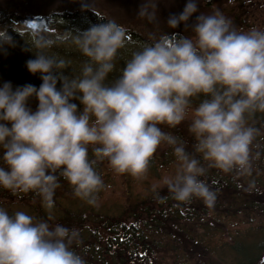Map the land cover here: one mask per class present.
<instances>
[{
	"label": "clouds",
	"instance_id": "obj_1",
	"mask_svg": "<svg viewBox=\"0 0 264 264\" xmlns=\"http://www.w3.org/2000/svg\"><path fill=\"white\" fill-rule=\"evenodd\" d=\"M156 7L142 4L138 15L154 22ZM198 11L197 0H187L167 25L175 29L184 24L193 35L152 37L133 52L111 84L105 81L118 51L129 42L123 26L107 20L53 40L49 29L36 27L35 20L25 22L40 49L26 65L29 72L41 74L42 84L38 89L26 84L13 90L11 82L0 87V148L6 166H0V186L33 192L51 209L63 178L76 197L98 206L99 194L111 187L97 171L98 163L107 160L115 173L143 180L157 149L167 144L179 164L162 183L177 201L199 198L213 207L216 193L200 179L205 167L179 137L159 125L175 128L191 114L188 130L195 151L209 166L250 173L253 141L260 132L248 125L247 117L264 112V30L240 31L219 10L196 15L189 25ZM69 38L89 58L79 77L65 76L68 62L44 52ZM5 44L14 46L6 29L0 31V48ZM33 96L39 102L35 112L27 106ZM199 96L205 99L193 109L192 98ZM72 100L80 101L82 112ZM157 187L153 184L152 190ZM76 236L63 225L52 226L24 211L10 215L0 207V264H87L71 247Z\"/></svg>",
	"mask_w": 264,
	"mask_h": 264
},
{
	"label": "rangeland",
	"instance_id": "obj_2",
	"mask_svg": "<svg viewBox=\"0 0 264 264\" xmlns=\"http://www.w3.org/2000/svg\"><path fill=\"white\" fill-rule=\"evenodd\" d=\"M186 3L187 0H0V31L6 29L14 42V46L5 44L0 48V87L5 82H11L13 90L26 84L38 89L42 84L41 74L29 72L26 65L40 51L33 45V35L28 30L27 21L35 20L36 27L49 29V38L53 40L65 34L75 36V30L83 31L98 24L93 21L99 19L95 13L105 18L100 23L114 20L123 26L129 42L118 51L115 68L105 81L111 84L121 75L133 52L140 51L145 43H151L152 37L159 38L162 34L171 33L193 35L184 24L175 29L167 25L169 16L181 13ZM197 3L199 11L190 18L189 25L194 23L196 15L212 14L219 10L240 31L252 27L264 30V0H197ZM82 4L89 7L83 8ZM142 4L157 6L154 22L138 15ZM78 12L88 13L93 20L82 16L73 21L69 19ZM59 17L64 18L65 22L58 21ZM44 52L66 60L68 67L64 75L69 77L81 76L84 64L89 61L71 38L66 42L57 41ZM60 87L61 82L58 81L57 88ZM203 99L204 96L192 98V108L197 107ZM71 102L77 104L78 111H83L79 100ZM38 103L33 96L29 98L27 106L35 112ZM190 123L191 114L175 128L164 124L159 127L179 137L185 150L200 160L206 169L200 179L205 182L231 181L233 185L254 193V202L241 204L239 193L242 191L235 187V190H230V195L219 188L212 190L216 193L217 204L211 208L199 198H193L188 203L175 200L162 181L165 176L176 174L179 161L173 147L162 144L154 154L147 178L143 180L126 173H115L107 160L98 163L97 171L105 184L111 186L99 194L98 206L89 205L76 197L73 187L61 179V186L54 196L55 205L51 209L44 205L41 197L34 198L33 192H10L2 186L0 207L10 215L24 211L36 220H47L52 226L60 224L74 230L77 236L71 241V247L87 264H264V112L258 111L247 117L248 125L260 132L252 146L253 175L236 171L225 173L210 167V162L195 151L196 140L188 130ZM256 153H259L258 157ZM2 156L3 149L0 148V166H5ZM89 156L94 159L90 153ZM153 184L158 185L156 192L152 190ZM35 206H40V211ZM189 209L195 210V214L199 212L198 218L185 219V212ZM146 212H150L152 221L147 218ZM81 213H87L90 218L94 213L103 220L76 221L75 217ZM110 217L113 218V225L118 222L115 232L110 230ZM89 227L96 232L90 230L88 234ZM107 235L109 238L106 242ZM137 236H141L142 240H137Z\"/></svg>",
	"mask_w": 264,
	"mask_h": 264
},
{
	"label": "trees",
	"instance_id": "obj_3",
	"mask_svg": "<svg viewBox=\"0 0 264 264\" xmlns=\"http://www.w3.org/2000/svg\"><path fill=\"white\" fill-rule=\"evenodd\" d=\"M84 15V16H83ZM79 16H82V17H85V18H89L90 20H93L92 18H90L89 17V15H88V13H83V12H78V13H75V14H73V15H71L70 16V18L69 19H71L72 21L76 18V17H79ZM40 19H42V17L40 18ZM43 20H47V19H43ZM60 20V22H65L64 21V18H58V21ZM66 21L68 22V20L66 19ZM93 21H95V22H97V23H100L102 20L99 18V19H94ZM50 22L52 23V17H50ZM48 24V23H47ZM181 35V34H180ZM93 154L91 153V156H92ZM249 175H253V173H252V171H250V173H249ZM61 179H63V178H61ZM60 179V180H61ZM207 182V181H206ZM240 182L241 181H239V185H240ZM207 184H208V186H209V188L211 189V190H216L217 188H219V189H222V190H224L227 194H228V192H229V195L231 194L230 193V190H235L234 189V187L235 188H239V190H241L242 192H240L239 193V198H240V200H242L240 203L241 204H246V203H250V202H254V200H255V198H256V196H254L255 194L254 193H251L250 191H246L243 187H240V186H238V185H233V183L231 182V181H229V182H225V181H223V180H219V181H213V180H208V182H207ZM213 186H214V188H213ZM213 188V189H212ZM10 192H12L11 190H10ZM252 195H253V197H252ZM173 197V196H172ZM255 197V198H254ZM34 198H37V195H35L34 196ZM233 201H235L236 203H238L239 201H237L236 199H233ZM40 204H41V202H39ZM217 203H215V205H216ZM35 208L36 209H38L39 211H40V206H35ZM190 211H187L186 210V214H185V219H187V220H195L196 218H198V215H199V212H197L198 214H195V210H193V211H191V209H189ZM84 211V210H83ZM147 214H148V216H147V218H151V214H150V212H146ZM146 214V215H147ZM83 219H87V220H91V221H96L97 220V222H100V221H102L103 219L101 218V217H96L95 215H94V213L92 214V218H90L88 215H87V213H81L79 216H76L75 217V220L76 221H80V220H83ZM151 220V219H150ZM110 221H111V224H112V226H110V230L112 231V232H115V230H116V227L118 226L117 224H118V222L116 223V224H114L113 225V218H111L110 217ZM152 221V220H151ZM154 223H156V222H154ZM104 225V223L102 224V226ZM90 230L91 231H94V232H96L95 231V229H92V228H88L87 229V231H88V234L90 233ZM139 239H141L142 240V238H141V236H137V240H139Z\"/></svg>",
	"mask_w": 264,
	"mask_h": 264
}]
</instances>
